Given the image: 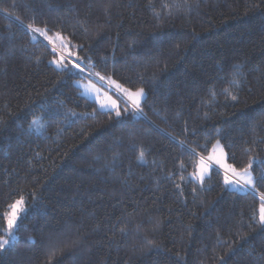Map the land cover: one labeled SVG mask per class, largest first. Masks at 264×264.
<instances>
[{
    "label": "trees",
    "instance_id": "obj_1",
    "mask_svg": "<svg viewBox=\"0 0 264 264\" xmlns=\"http://www.w3.org/2000/svg\"><path fill=\"white\" fill-rule=\"evenodd\" d=\"M16 3L25 25L47 24L49 36L60 31L83 44L79 55L97 64L92 71L133 90L143 87L154 127L130 113L120 119L113 113L110 121L98 112L70 127L50 119L46 102L63 101V111L77 113L97 106L79 96L74 81L80 77L48 64L52 47L61 50L57 41H32L0 13V235L7 206L25 198L18 239L0 256L3 264H221L220 257L226 264H264L258 197L225 188L216 170L203 190L187 182L193 162L180 144L206 157L220 139L227 163L243 167L244 149L264 138V131L251 132L264 120V0H202L191 12L173 8L160 19L149 0ZM153 4L159 10L160 0ZM157 33L172 39L157 44ZM226 89L238 94L235 107ZM33 120L44 125L42 135L26 134ZM132 145L144 149L147 163L137 161ZM113 152L123 161L115 170L105 167ZM256 154L264 160V144ZM254 167L264 171L259 161ZM254 212L257 223L249 228Z\"/></svg>",
    "mask_w": 264,
    "mask_h": 264
},
{
    "label": "snow or ice",
    "instance_id": "obj_2",
    "mask_svg": "<svg viewBox=\"0 0 264 264\" xmlns=\"http://www.w3.org/2000/svg\"><path fill=\"white\" fill-rule=\"evenodd\" d=\"M202 0H160L159 10L153 4V0H149V7L153 11V14L156 19H160L162 15H171L172 9H180L191 12L194 7L198 8ZM18 5L16 0H12V3L9 4L7 0H0V13H4L8 17H13L18 25L24 29L26 35L30 37L32 41H37L38 37H43L48 41L49 44H55L56 40H60V51H57L56 47H52L50 55L52 59L48 60V64L54 66V70L57 73H62L64 75L78 76L80 79L74 81L78 87V94L84 98H94L95 104L98 107H94L91 113H77L72 110L63 111L65 104L63 101H55L52 104L45 103L44 106L49 108L48 116L50 119H62L69 127L72 123H75L76 120L87 118L91 116L95 118L97 113L104 115L107 114L111 121L112 114L114 113L117 119H120L123 116L131 114L132 118H141L144 121H147L149 127H154L151 121L148 120L147 114L144 112V104L146 103V92L143 87L132 88L124 87L117 80L113 79V75L102 74V71H92L97 68V64L93 62L90 56L82 57L79 55L80 52L84 51L83 44H73L72 40L68 37L62 36L60 31H56L51 36L49 33L51 29L48 28L47 24L43 27L37 26L35 22L24 24V21L19 15L15 14ZM12 9V11H10ZM34 19V18H33ZM87 31V29H85ZM193 38L195 34L193 33ZM172 36L170 34L157 33L154 34V40L157 44H163L164 42H170ZM133 44H129V47H133ZM178 47V46H177ZM91 46H89V49ZM74 49V50H73ZM37 63L40 62L41 58L37 57ZM87 61V64H85ZM233 71L236 73L239 78L243 69L239 66L235 67ZM86 73V75H85ZM114 74V73H113ZM95 78H98L101 82H106L110 87H114L119 94L124 98L125 107L123 110L117 104L116 100H113L107 92L101 93L100 89L95 86L94 83L83 84V79H88L93 81ZM264 79V74L261 76ZM242 81H237L236 88L239 89L240 83ZM82 89V91H80ZM225 99L226 101L231 102V106L235 107L239 103V96L235 91L225 90ZM216 93L213 91L210 93V97H215ZM207 103V102H205ZM207 116V113H205ZM33 125H37V121L33 120L30 122L26 134L31 135L33 130ZM44 125H37L36 131L40 132L42 135V129ZM220 129H217V133H220ZM257 131H264V120H259L252 126L251 132L255 133ZM248 143V141H246ZM181 146L185 147V150L189 153L192 158L194 170L191 173H188V176L191 177V180L187 181L189 183H198L200 189L203 190V186L206 178H210V172L213 170H222L223 179L222 183L225 188L231 189L233 192L242 193V194H251L254 198L258 197L259 206H258V224L261 232H264V171H257L254 165L259 161V163L264 164V160H260L256 154V150L259 144H264V138L259 140L253 139L250 142V147L245 148L244 152L248 154L247 163L243 167H237L234 164L226 162V154L224 152V146L221 145L220 139H217L216 143L212 146V152L206 157L203 155H198L195 151V148H189L185 145V141H180ZM122 146V145H121ZM132 150L137 151L136 159L140 163H147L145 160V151L142 147H137L136 145L130 146ZM111 151V149H108ZM67 155V153H65ZM121 153L113 152L110 160H107L105 167H110L112 170H115L117 166H122L123 161L121 159ZM198 157V158H197ZM95 159L99 160L100 157ZM184 164L181 163L179 168L184 170ZM171 173H169V178ZM181 180L184 181L186 178L182 174ZM174 187L180 190V195H184L181 184L177 183ZM197 188H192V193L195 195ZM35 198V194H33ZM25 204L24 196H20L19 199L15 200L13 203L9 204L7 207L10 211H5L3 213V219L6 221V229H4L3 235H0V256H3L4 253L9 252L14 247V242L18 239L15 233L19 230L18 218L20 214L24 211L23 205ZM253 223H249L248 227L252 228L256 221V213H253L252 216ZM115 227V225H113ZM139 228V225L137 226ZM155 231V228L153 229ZM120 232L122 235H127V229L121 228ZM30 241H33V237L29 236L27 238ZM246 240L247 236L242 237ZM147 243L153 247H159L155 244L153 240L145 237ZM34 242V241H33ZM74 247H78L77 242H73ZM231 251V249H230ZM221 264H226V261L223 257H220ZM0 264H3V261L0 260Z\"/></svg>",
    "mask_w": 264,
    "mask_h": 264
},
{
    "label": "rangeland",
    "instance_id": "obj_3",
    "mask_svg": "<svg viewBox=\"0 0 264 264\" xmlns=\"http://www.w3.org/2000/svg\"><path fill=\"white\" fill-rule=\"evenodd\" d=\"M40 38H42V40H45L43 37H40ZM57 41V43H59V44H61V41L60 40H56ZM54 67V66H53ZM82 83L83 84H89V83H94L95 84V86L97 87V88H99L100 89V91H101V93L103 94L104 92H107L108 93V95L109 96H111V98L113 99V100H116L117 101V104H118V106L120 107L121 106V102H123L124 103V98L122 97V95L121 94H119L118 93V91L114 88V87H110L106 82H101V81H99L98 80V78H95L93 81H89L88 79H83L82 80ZM74 85L77 87V85L74 83ZM78 88V87H77ZM80 91H82V89H80ZM84 98V97H83ZM86 100H88V101H91V102H93L94 104H95V101H94V98H85ZM96 105V104H95ZM97 106V105H96ZM98 107V106H97ZM36 125H33V132H35V133H40V132H37L36 131ZM226 162H227V160H226ZM216 171H218V172H220L221 174H223V172H222V170H216ZM228 189V188H227ZM230 191H232L231 189H229ZM23 207H24V205H23ZM10 211V210H9ZM24 212V211H23ZM22 212V213H23ZM21 213V214H22ZM20 214V215H21ZM20 217V216H19ZM19 219V218H18Z\"/></svg>",
    "mask_w": 264,
    "mask_h": 264
},
{
    "label": "bare ground",
    "instance_id": "obj_4",
    "mask_svg": "<svg viewBox=\"0 0 264 264\" xmlns=\"http://www.w3.org/2000/svg\"><path fill=\"white\" fill-rule=\"evenodd\" d=\"M223 175V174H222Z\"/></svg>",
    "mask_w": 264,
    "mask_h": 264
}]
</instances>
